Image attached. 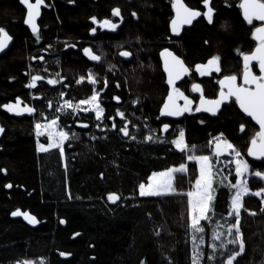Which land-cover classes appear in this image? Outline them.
<instances>
[{
  "label": "trees",
  "instance_id": "16d2710c",
  "mask_svg": "<svg viewBox=\"0 0 264 264\" xmlns=\"http://www.w3.org/2000/svg\"><path fill=\"white\" fill-rule=\"evenodd\" d=\"M185 3L205 11L201 0ZM212 4L216 9L213 24L199 17L177 38L169 30L173 16L170 0H45L38 23L41 40L36 42L24 28L19 0H0V26L13 39L7 54L0 57V104L15 102L19 96L22 104L37 109L36 113L16 118L0 108V126L4 128L0 136V169H6L0 172V264L25 260L40 264L41 259L44 264H169V257L172 264H191V241L185 227L187 197L181 193H186L194 180L195 164L187 162V173L175 176L177 193L138 195L139 182L146 181L152 171L184 162V154L168 141L184 128L186 142L198 146L197 154H208V141L223 132L249 161L251 171L264 170V161H251L246 153L258 129L233 100L223 105L215 118L191 112L171 122L159 112L168 93L159 58L163 48L172 50L190 68L188 77L177 87L195 106L198 97L193 95L191 85L199 83L206 98H215L218 81L224 75L241 74L240 51L249 52L257 44L251 33L259 24L254 21L249 25L242 18L240 0H212ZM113 7L120 8L122 20L112 16ZM133 11L137 13L135 17ZM91 16L98 21L110 18L120 23L115 31L101 29L90 20ZM92 27L97 28L95 34L89 31ZM65 43H75L77 47L65 48ZM48 45H52L50 51L41 50ZM84 46L91 47L101 60L92 63L86 59ZM122 50L134 54L131 60L120 57ZM213 55L220 57L221 71L200 76L195 65L206 63ZM33 56H44V60L31 59ZM89 70L101 81L98 87H103L105 78L109 82L101 93L105 116L112 115L122 125L115 110L119 107L125 111L126 118L137 126L130 127L137 140H126L115 130L107 131L104 138L105 133L94 126L93 113H80L77 118L87 122L88 128L77 125L72 118H63L79 133L77 139L65 143L64 159L57 149L38 152L35 121L43 119L41 112L49 117L54 113L60 91H65L67 99L88 97L92 85L87 79L80 84L76 80L80 75L87 77ZM253 71L257 74L255 66ZM26 72L46 78L38 81L36 88H28L25 85L30 76ZM57 72L65 80L60 85H48L47 77L55 78ZM64 84L68 87L64 88ZM113 95H119L121 100H112ZM137 98L140 103L132 105L131 100ZM49 101L52 108L48 107ZM201 120L205 123L201 124ZM242 122L246 125L243 130L239 127ZM104 123L110 126L112 121L105 119ZM162 123L170 125L168 132L159 131ZM150 129H156V135L166 137V141H143ZM93 135L98 138L93 140ZM9 183L12 187H5ZM248 184L252 189L264 187V181L255 176ZM69 192L72 199L68 198ZM108 192L118 193L121 200L116 204L108 202ZM229 196L226 188L218 189L215 207L219 215L226 214ZM243 205L240 226L245 251L234 264H264L261 200L246 196ZM16 209L34 215L39 223L31 227L22 215L13 217L11 212ZM60 219L65 223L61 224ZM231 219L235 222L234 217ZM229 249L238 251V246L230 245ZM60 251L71 255L62 257ZM202 264H208L207 253Z\"/></svg>",
  "mask_w": 264,
  "mask_h": 264
},
{
  "label": "snow or ice",
  "instance_id": "6c2138e0",
  "mask_svg": "<svg viewBox=\"0 0 264 264\" xmlns=\"http://www.w3.org/2000/svg\"><path fill=\"white\" fill-rule=\"evenodd\" d=\"M20 3L26 6V16L24 18V24L29 26L31 33L35 37L36 42L41 40L40 26L37 23V18L41 16V6L45 4V0H20ZM69 3H74V0H69ZM171 8L174 11V15L170 20L171 32L179 34L182 26L191 25L197 17H202L207 20L209 24L214 22L215 7L212 4V0H201L205 11L190 7L185 0H170ZM227 3V0H226ZM242 10L244 20L253 25L254 21L261 22L258 26H254L252 30V36L257 41L255 48L249 52L240 51V55L243 60V72L242 83L237 82V75H224L219 81L220 91L215 98H206L203 94L202 87L199 83H193L191 90L196 93H200L199 103L194 106V102L185 95L179 87L176 86V82L183 76L190 72V68L185 64V61L180 56L176 55L169 48L165 47L160 51V56L163 60V69L167 74L168 93L164 99L163 105L160 107L159 112L161 116L179 117L184 113L200 112L201 110L211 113L215 116L220 110L223 104L230 101L232 98L235 100V104L239 109L251 117L253 121L259 125V130L250 139V144L247 147V155L253 157L256 160H264V0H240L239 4ZM112 16L120 17L121 10L119 7H113L111 9ZM136 12H132V16L135 17ZM90 20L93 23L98 24L100 28L109 29L115 31L118 28L120 21H113L110 18L103 20H97L96 16H91ZM90 33L95 34L97 32L96 27L89 29ZM140 37H137L139 41ZM12 40V36L0 26V51L7 48L9 41ZM207 43V41H205ZM65 48H75V43L69 45L65 43ZM52 45H48L47 48L41 49L42 51H50ZM239 51V50H238ZM82 52L91 61H100L101 56L95 54L93 49L88 46L82 48ZM139 52V50H138ZM137 52V55H138ZM121 57H131L134 54L128 50L120 51ZM31 59L44 60V56H33ZM253 61L258 66L259 74L257 75L253 71ZM57 63L59 60L57 59ZM150 66V65H149ZM111 67V66H110ZM196 72L200 76L211 74L213 71L220 72V57L218 55L211 56L206 63H197L195 65ZM30 76L28 83L25 85L28 88H36L37 82L44 80L46 77L41 75H33L31 72H26ZM10 79H15L10 77ZM87 79L92 85L91 94L87 98L83 99H67L64 98L65 91L59 92L60 101L55 106L54 113L49 117L45 113L41 112L42 120H36L34 123L37 137L47 136V143L37 142L38 152H48L50 149H58L61 159L65 157V142L77 139L79 133L72 129L70 124H65L63 118L74 119L77 125L83 128H88L89 124L77 117L81 112L94 113V126L101 132L105 133L107 138V131L115 130L119 134H122V138L126 140H137V135L130 132L131 128H136L135 124H132L130 120L126 118L125 111L119 107L115 110V116L122 119V125H118L112 115L105 116V108L102 106L101 93L108 87V80H103V87H98L101 81L96 75L89 70L87 77L80 75L76 80L77 84ZM65 77L59 72L55 74V78L47 77L48 85H60ZM67 88L68 85H62ZM116 87H120V83L116 82ZM112 100L119 102L121 97L119 95H113ZM183 100V104H179V100ZM140 103L139 98L132 99V105H138ZM21 98L17 96L15 102L9 101L4 104H0V108L7 110L9 113H15L17 115L28 113L33 114L37 112V109L29 104H23ZM48 107L52 108L51 101L48 102ZM105 119L112 121L109 126L104 123ZM147 120V117H144ZM159 119V117H157ZM201 124L205 123L204 120L200 121ZM245 123H240L241 130L245 128ZM146 129L149 128L147 124L144 125ZM170 128L168 123H162L160 132H167ZM4 131V128L0 126V133ZM156 129H150L149 133L143 136V141H159L165 142L166 137L162 135H156ZM186 132L184 128L178 129V134L168 141L176 150H179L184 154V162L178 165H171L159 171H152L147 177V183L144 181L138 184L139 197H159L168 194L177 193L178 189L174 186V177L176 174H185L188 171L187 162H195L197 166L198 174L195 175L194 180L190 181V188L186 193L187 197V223L186 235L191 240V264H202V259L205 257V251L203 245H205V232L206 225L202 224V221L212 224L214 227L211 232V240L207 244L209 251L207 252L208 264H234L236 258L245 251V240L241 231V209L244 207L242 203L243 197L251 191L248 184L249 176L264 180V170L256 169L254 172L250 170V164L247 159L241 156V152L235 146V144L229 140L223 132L217 133L212 137L207 146L210 151L208 154H197V145H189L185 139ZM98 137L92 136L93 140ZM70 146V145H69ZM225 155L231 157V159L224 158ZM65 167L67 165L65 164ZM227 169V174L223 171ZM234 169V183L229 179ZM6 169H0V172H4ZM103 178L104 173L100 174ZM5 187L11 188V183L6 184ZM220 188H227L230 193V202L228 204L226 215L220 214L221 219H216L217 210L215 203L217 200V191ZM107 201L116 204L121 200V196L116 192H108ZM254 195L261 198L262 210H264V187L257 189ZM68 198L72 199L71 192L68 193ZM13 217L22 215L29 224H37L39 221L34 215L29 212L21 213L19 209L11 212ZM235 222H231L229 218H233ZM221 220L224 222L221 223ZM61 224L65 223L64 219H60ZM226 227V232L223 230ZM79 235V233H74ZM231 237V238H229ZM234 248L238 246L237 250H230L229 246ZM59 255L67 257L71 253L66 251H60ZM169 264H172L170 257L168 258ZM16 264H32V261L25 260L23 262L17 261ZM40 264H44L41 259ZM143 264V262H141Z\"/></svg>",
  "mask_w": 264,
  "mask_h": 264
},
{
  "label": "water",
  "instance_id": "95a60500",
  "mask_svg": "<svg viewBox=\"0 0 264 264\" xmlns=\"http://www.w3.org/2000/svg\"><path fill=\"white\" fill-rule=\"evenodd\" d=\"M34 2V1H33ZM19 5L21 6V8L22 9H24V16H23V21H24V18H25V16H26V6L25 5H23V4H21L20 3V0H19ZM45 5V4H44ZM44 5H42L41 6V15H42V10H43V7H44ZM239 9H240V7H239ZM241 10V9H240ZM172 13H173V15L175 14L174 13V11L172 10ZM241 14H242V10H241ZM41 17V16H40ZM40 17H38L37 18V23H39V21H40ZM199 17H197V19H198ZM242 18H243V15H242ZM196 19V20H197ZM244 19V18H243ZM195 21V20H194ZM257 24H260L261 22H259V21H255ZM24 23V22H23ZM170 24V23H169ZM192 25V24H191ZM191 25H184V26H182V28H181V31L179 32V34H174V33H172L171 32V28H170V26H169V30H170V34L171 35H173L174 37H177V38H179V37H181V33H182V31L184 30V29H186V28H189ZM24 26H25V28L27 29V31H29L30 33H31V29L29 28V26H27V25H25L24 24ZM32 34V33H31ZM254 38V37H253ZM254 40H255V38H254ZM255 42L257 43V41L255 40ZM13 45V39L11 40V41H9V43H8V46H7V48L6 49H4L3 51H0V57H2L3 55H5V54H7V51L11 48V46ZM172 51V50H171ZM87 57V56H86ZM121 57V56H120ZM88 58V57H87ZM122 59H124L125 61H128V60H130V58L131 57H121ZM159 58H160V62H161V68L163 69V60H162V58H161V56H160V53H159ZM88 60L89 61H91L89 58H88ZM183 60V59H182ZM91 62H93V63H95V62H97V61H91ZM253 63V66H255L256 65V62L255 61H253L252 62ZM242 65H243V60H242ZM257 68V72H258V74H259V69H258V66L256 67ZM163 71H164V69H163ZM165 73V72H164ZM189 74V73H188ZM188 74H186L185 76H183L179 81H177L176 82V85H179L180 83H182L183 82V80H184V78L185 77H187L188 76ZM165 76H166V79H167V74L165 73ZM237 82L238 83H242L243 81H242V74H241V78L240 79H237ZM167 87H169L168 85H167ZM218 88H219V91H220V85H219V83H218ZM219 91H218V93H219ZM218 93H217V95H218ZM194 95H197L198 96V102H197V104L199 103V98H200V93H196V92H194ZM167 96V95H166ZM166 98V97H165ZM164 98V99H165ZM231 100H233V101H235L234 100V98H232ZM164 101V100H163ZM229 102V101H228ZM228 102H226L225 104H227ZM178 103H179V101H178ZM180 104V103H179ZM225 104H223V105H225ZM222 105V106H223ZM21 106H23V104L21 105ZM237 106V109H239V107H238V105H236ZM221 109H222V107H221ZM240 110V109H239ZM222 110H220L215 116H213L211 113H208V112H206V111H203V110H201L200 112H195V113H201V114H205V115H209L210 117H212V118H215V117H217L218 116V114L221 112ZM241 111V110H240ZM241 113L244 115V116H246V114H244L242 111H241ZM14 114V116L16 117V118H21V117H23V116H26V115H29L28 113H23V114H20V115H17V114H15V113H13ZM183 116H184V114L182 115V116H179V117H171V116H161L162 118H164V119H166V120H169V121H171V122H177V121H180V120H182L183 119ZM249 120H252L251 119V117H248V116H246ZM252 122H253V124L257 127V129L259 130V125H257L256 124V122L255 121H253L252 120ZM170 129V128H169ZM169 131V130H168ZM167 131V132H168ZM164 133H166V132H164ZM0 136H1V133H0ZM246 153H247V150H246ZM247 158L248 159H250L251 161H257V162H260V161H264V160H256V159H254L253 157H250V156H248L247 155ZM23 217V216H22ZM23 220H24V222H26L29 226H31V227H34L35 225H33V224H29L28 223V221L27 220H25L24 219V217H23Z\"/></svg>",
  "mask_w": 264,
  "mask_h": 264
},
{
  "label": "rangeland",
  "instance_id": "374dc122",
  "mask_svg": "<svg viewBox=\"0 0 264 264\" xmlns=\"http://www.w3.org/2000/svg\"><path fill=\"white\" fill-rule=\"evenodd\" d=\"M101 29H103V28H101ZM254 39V38H253ZM255 41V40H254ZM256 43V42H255ZM83 55L86 57V55L83 53ZM86 59H88L87 57H86ZM131 60V59H130ZM91 62V61H90ZM93 63V62H92ZM87 98V97H86ZM193 101V100H192ZM179 103H181V104H183L184 103V101L181 99V100H179ZM81 113H83V112H81ZM93 115H94V113H93ZM34 129H35V127H34ZM178 134V133H177ZM34 136H35V140H36V148H37V142L39 141L40 143H47V136L46 135H44V136H40V137H37V135H36V131L34 130ZM66 143V142H65ZM50 150H52V149H50ZM58 150V149H57ZM209 151H210V149L208 150V153H209ZM242 156V155H241ZM243 157V156H242ZM224 158H226V159H231V157H228L227 155H225V157ZM244 158V157H243ZM245 159V158H244ZM194 164H195V162H193ZM195 166H196V164H195ZM250 170H251V167H250ZM223 171L225 172V174H227V169H223ZM254 172V171H253ZM178 174H180V173H178ZM196 174H198V171H197V166H196ZM177 175V174H176ZM175 175V176H176ZM254 175H252V176H249V178H248V180L251 178V177H253ZM258 178V177H257ZM147 179V178H146ZM229 179L230 180H232V182L234 183V169H233V172H232V175L231 176H229ZM174 181H175V177H174ZM264 181V180H263ZM145 183H147V180L146 181H144ZM249 188L251 189V191L249 192V193H247L244 197H243V199L246 197V196H255V197H257V198H259L260 200H261V198L260 197H258V196H256V195H254V192L257 190V189H259V188H254V189H252L250 186H249ZM227 189V188H226ZM227 191H228V189H227ZM228 193H229V191H228ZM229 195H230V193H229ZM229 198H230V196H229ZM243 199H242V203H243ZM229 202H230V199H229V201H228V204H229ZM228 208V207H227ZM227 213V212H226ZM221 214H224L223 212L221 213ZM224 215H226V214H224ZM216 219H221V216L219 215V213H217V216H216ZM230 219V221L232 220L231 218H229ZM224 221L223 220H221V223H223ZM202 224H205L206 225V232H205V245H203V249H204V251H205V249H206V251H205V254L209 251V249H208V247H207V244L210 242V240H211V232H212V228L215 226L214 225V222L212 223V224H208V222H206V221H202ZM225 232H226V227H225V229H223ZM229 238H231V237H229ZM191 241V240H190Z\"/></svg>",
  "mask_w": 264,
  "mask_h": 264
},
{
  "label": "flooded vegetation",
  "instance_id": "af4514ba",
  "mask_svg": "<svg viewBox=\"0 0 264 264\" xmlns=\"http://www.w3.org/2000/svg\"><path fill=\"white\" fill-rule=\"evenodd\" d=\"M21 7V6H20ZM22 9V8H21ZM23 16H24V9H23ZM22 20H23V17H22ZM24 24V23H23ZM24 28H25V26H24ZM26 29V28H25ZM241 65H242V63H241ZM255 67H257L256 65H255ZM256 71H257V68H256ZM242 72H243V65H242ZM242 72H241V74H242ZM190 73V72H189ZM241 74L237 77L238 79H240L241 78ZM189 75V74H188ZM257 75H258V72H257ZM188 77V76H187ZM186 78V77H185ZM181 84V83H180ZM176 86H178V85H176ZM193 92V91H192ZM193 95H194V92H193ZM195 96V95H194ZM197 96V95H196ZM198 97V96H197ZM198 100V99H197ZM198 102V101H197ZM235 102V101H234ZM197 104V103H196Z\"/></svg>",
  "mask_w": 264,
  "mask_h": 264
}]
</instances>
